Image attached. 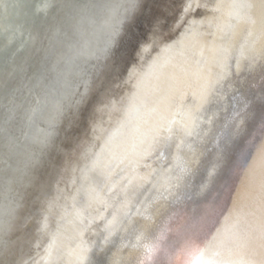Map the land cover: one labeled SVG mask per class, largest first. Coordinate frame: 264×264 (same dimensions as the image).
Here are the masks:
<instances>
[{"label": "bare ground", "instance_id": "obj_1", "mask_svg": "<svg viewBox=\"0 0 264 264\" xmlns=\"http://www.w3.org/2000/svg\"><path fill=\"white\" fill-rule=\"evenodd\" d=\"M176 1L104 96L20 264H81L96 245L116 264L259 258L264 9L259 0ZM19 2L0 0L7 43ZM243 3L253 7L233 6Z\"/></svg>", "mask_w": 264, "mask_h": 264}, {"label": "water", "instance_id": "obj_2", "mask_svg": "<svg viewBox=\"0 0 264 264\" xmlns=\"http://www.w3.org/2000/svg\"><path fill=\"white\" fill-rule=\"evenodd\" d=\"M19 3L5 25L16 38L7 43L0 33V264H20L29 253L37 219L86 146L104 96L155 23L178 7L176 0ZM19 233L21 242L13 238Z\"/></svg>", "mask_w": 264, "mask_h": 264}, {"label": "snow or ice", "instance_id": "obj_3", "mask_svg": "<svg viewBox=\"0 0 264 264\" xmlns=\"http://www.w3.org/2000/svg\"><path fill=\"white\" fill-rule=\"evenodd\" d=\"M261 9H264V0H259L257 4ZM234 7H242L245 9H251L253 7V3H243L239 5H233ZM241 56L245 55V51L241 49ZM145 248V252H146ZM85 260L81 262V264H116L115 261L110 260L111 249L103 248L102 246L96 245L86 250L85 252ZM256 255L259 257L258 259H252L247 262H239V264H264V234L261 237L260 249ZM147 257V255H146ZM138 264H152L151 259H144L138 262ZM191 264H217L216 261L211 259H203V253L201 252L192 262Z\"/></svg>", "mask_w": 264, "mask_h": 264}]
</instances>
